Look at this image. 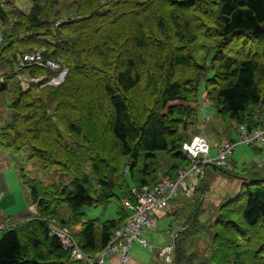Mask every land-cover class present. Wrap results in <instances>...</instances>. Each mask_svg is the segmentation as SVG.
<instances>
[{"label":"trees","instance_id":"trees-1","mask_svg":"<svg viewBox=\"0 0 264 264\" xmlns=\"http://www.w3.org/2000/svg\"><path fill=\"white\" fill-rule=\"evenodd\" d=\"M28 1L25 12L16 0H0L5 26L0 66L7 68L0 75V95L9 97L0 145L27 149L42 165L58 168L61 180L44 187L19 167L36 212L0 231V264H78L50 234V225L67 229L85 254L105 246L128 214L122 199H132L130 183L152 185L190 163L182 146L196 135L188 134L196 121L187 106L171 103L197 100L202 79L205 97L236 125L230 142L237 141L240 126L248 132L264 127V0H87L89 7L69 0ZM140 8L150 20L137 17L126 28L112 27L125 16H139ZM208 23L213 26L205 31ZM204 33L219 39L200 63L189 45L196 36L206 38ZM150 46L159 54H147ZM34 49L67 68L60 83L49 81L61 69L18 65ZM18 76L44 77L24 89ZM161 152L168 161L162 169ZM208 165L195 189L199 196L183 193L192 201L173 238L171 264H264V174L240 177V190L205 221L203 195L211 184L206 175L232 173ZM111 199L117 200L116 219L99 222L79 211Z\"/></svg>","mask_w":264,"mask_h":264},{"label":"rangeland","instance_id":"rangeland-1","mask_svg":"<svg viewBox=\"0 0 264 264\" xmlns=\"http://www.w3.org/2000/svg\"><path fill=\"white\" fill-rule=\"evenodd\" d=\"M69 1L72 2L73 4L76 1H79L83 7L84 6L89 7L87 0H69ZM16 4H18L19 7L25 12H28L31 8V4L28 0H16ZM137 11L138 13H140L139 16L134 15L131 18L125 16L121 20H119L120 23L112 24V27L116 26L118 28H126L130 24L134 23L137 17H141V19H145V20H150L149 16L143 11V8L137 9ZM208 12L211 13L212 10ZM193 15L194 17H196V15L198 14L195 12ZM182 16L185 20H188V16L185 15ZM212 26L213 24L208 23V26L206 25L205 31L207 30L208 27H212ZM2 27L3 25L0 23V38L2 36V31L5 28V26L3 28ZM191 27L192 26L190 25L189 28L191 29ZM189 28H186V30L188 35L190 36V34L193 32ZM203 35L206 36V33H204ZM190 38L195 39V35L190 36ZM218 39H219L218 37L206 36V38H203L202 36H198V37L196 36V40L189 45V49L191 50V53L198 62L205 63L211 57L215 48L218 46ZM152 48L153 47L150 46L147 49H145L146 53L148 54L151 51L158 52L157 50ZM41 49L43 51L45 50V48H41ZM0 69L3 70L4 72L7 70V68L3 65L0 66ZM63 69H65L67 72L66 67H64ZM60 74L61 73H59L56 77L50 79L49 83H53V84L60 83L62 81L60 79L61 76ZM42 77H37V80L38 81L41 80ZM204 82H205L204 79H202V81L200 82V90L197 100L195 101L192 100L191 102H172L171 104L176 103L182 106H187L191 110L196 122L195 125L191 128V131L190 130L188 131V134L192 135L193 132L197 135H201L205 137L211 147L210 154L212 157H214L216 155L218 147H220L223 143L228 142L233 137H236L237 132H236L235 123L221 117L218 114L215 105L207 101L209 99L205 97L206 90H205ZM22 87L24 89H27L28 84L26 82H22ZM92 91L93 89L91 88L89 93L92 94ZM94 93L96 94V91H94ZM4 97L7 98L8 94H1L0 100H3ZM53 107H55V104H52V107H50L48 111L53 112L52 109ZM74 114L77 115V113ZM6 119L7 118H4L2 120V122L0 123V128H2L5 125ZM56 125L59 132L64 136L65 140H69L67 130L64 127V125L62 123L59 124V122L57 121H56ZM258 147L260 146L239 144L230 153L225 167L227 169L232 170L233 175L236 176L237 178L232 176L231 175L232 173L231 174L227 173L228 175L226 174L217 175V173H214L212 171L208 176L206 175L205 178L207 179L211 177V184L209 189L203 195L202 212H204V214L201 215L202 220L205 219V221H207L206 219H208L211 216L210 213H212L213 210H216L220 205H223V202L225 200H227L229 197L234 195L238 190H240L242 184V179L240 177L246 175L247 173H252V172L264 174V160H263L264 144L262 145L263 149H260ZM10 153L13 154L12 155L13 157H11ZM10 153L6 151V154L12 159L11 162L12 163L17 162V165L20 168H23V173H27L30 178L38 180L40 185L44 187L45 186L48 187L53 184L59 183V181L61 180V171L58 168L48 167V166L46 167L42 165L38 161V159L36 158L33 159L30 157L31 153L27 149L22 148L19 152L10 150ZM159 159L161 163V169L168 166V161L166 159L165 153L163 152L159 153ZM208 166L210 167V164ZM208 170H210V168H208ZM65 180L66 179H64V182ZM193 181L195 186L198 187L199 186L198 180L195 179ZM131 185L132 184L130 183V188H132ZM225 188H227V190L225 192H222ZM184 196L185 195H183L182 191L176 193V197L174 199H171L166 207L167 214L165 215L163 214V217L156 222V228L148 229L143 234L145 236L144 239L147 241V245L148 244L152 245L153 249L150 250H153L154 252L158 251L159 254V257L157 259L158 264H168L164 262V260L160 257V249L173 240L176 231L178 230V228H180V222H182L184 218V213H185L184 211L188 210L189 207H187V205L192 201L190 198L186 199ZM194 196L198 197L199 192H195ZM117 210H118L117 200L111 199L108 202L101 203L96 206L80 207L79 211L85 213V217L88 219H96L99 222H103L108 219H116ZM206 216L207 218H205ZM236 222L242 225L239 218L237 219ZM234 233L235 231L232 232V234ZM196 241H198V243H202V244L204 243L203 240L200 238L197 239ZM172 243L173 242H171L170 244ZM204 245H202V247Z\"/></svg>","mask_w":264,"mask_h":264},{"label":"built area","instance_id":"built-area-1","mask_svg":"<svg viewBox=\"0 0 264 264\" xmlns=\"http://www.w3.org/2000/svg\"><path fill=\"white\" fill-rule=\"evenodd\" d=\"M31 64L47 67L50 70H60L61 66L50 58H44L42 50L34 49L24 53L19 60L20 67H27ZM61 69L60 79L63 80L66 70ZM21 82H38L37 78L18 76ZM209 102V100H207ZM205 121V120H204ZM241 133L235 142H226L218 147L216 155L211 156V147L203 136L194 135L190 140L183 143L182 151L190 161L185 167L177 169L173 177H165L152 185H144L141 188H131V197L123 198L122 204L127 210V216L121 225L114 231L110 241L98 250L95 254H85L70 232L64 228L50 225V234L61 239L62 246L69 250L70 258L78 264H105L114 254H119L121 262L125 263L130 259L129 249L133 243L146 246L143 233L155 227V214L165 211L169 201L176 197V193L182 191L187 196L195 192V179L199 180L204 172V165L216 164L225 166L230 153L239 144H264V127L253 131H246L240 126ZM264 160V159H263ZM2 228L0 227V230ZM174 243L165 245L160 249V257L166 263H172L174 259Z\"/></svg>","mask_w":264,"mask_h":264},{"label":"crops","instance_id":"crops-1","mask_svg":"<svg viewBox=\"0 0 264 264\" xmlns=\"http://www.w3.org/2000/svg\"><path fill=\"white\" fill-rule=\"evenodd\" d=\"M3 72L0 69V74ZM8 100V97L0 100V123L4 118L9 116V110L7 108ZM5 150L10 153L9 149L0 145V227L2 228L0 231L9 230L21 225L30 214L36 212V204L32 203L28 189L22 183L19 166L17 162H11L13 154L10 153L11 157H9ZM226 190L227 188L222 192ZM162 217L163 214L161 212L155 214V227L153 229L156 228V222ZM81 226V224H78L75 226V229L80 230ZM143 237L145 236L143 235ZM148 245L143 246L138 243H133L129 249V261L122 263L120 255L114 254L105 264H158V251L154 252L150 250L153 249L152 245Z\"/></svg>","mask_w":264,"mask_h":264},{"label":"clouds","instance_id":"clouds-1","mask_svg":"<svg viewBox=\"0 0 264 264\" xmlns=\"http://www.w3.org/2000/svg\"><path fill=\"white\" fill-rule=\"evenodd\" d=\"M58 84V83H57Z\"/></svg>","mask_w":264,"mask_h":264}]
</instances>
